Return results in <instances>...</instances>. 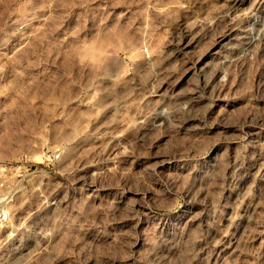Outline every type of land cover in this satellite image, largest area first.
Here are the masks:
<instances>
[{"label": "rangeland", "instance_id": "obj_1", "mask_svg": "<svg viewBox=\"0 0 264 264\" xmlns=\"http://www.w3.org/2000/svg\"><path fill=\"white\" fill-rule=\"evenodd\" d=\"M261 22L264 0H0V264H264V37L238 42Z\"/></svg>", "mask_w": 264, "mask_h": 264}, {"label": "built area", "instance_id": "obj_2", "mask_svg": "<svg viewBox=\"0 0 264 264\" xmlns=\"http://www.w3.org/2000/svg\"><path fill=\"white\" fill-rule=\"evenodd\" d=\"M58 158L57 155L54 156ZM5 175H0V230H5L10 227L11 218L9 210V200L13 195V188L15 187L9 179H7V172H0Z\"/></svg>", "mask_w": 264, "mask_h": 264}, {"label": "bare ground", "instance_id": "obj_3", "mask_svg": "<svg viewBox=\"0 0 264 264\" xmlns=\"http://www.w3.org/2000/svg\"><path fill=\"white\" fill-rule=\"evenodd\" d=\"M258 25L259 29L257 30V34H250L248 32H243V34L239 37V44L242 45L243 49L249 48L252 44L255 38L258 36L260 38L264 37V22L259 23ZM254 33V32H253Z\"/></svg>", "mask_w": 264, "mask_h": 264}]
</instances>
